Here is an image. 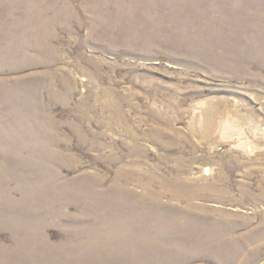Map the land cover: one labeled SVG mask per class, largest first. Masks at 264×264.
Wrapping results in <instances>:
<instances>
[{
    "label": "rangeland",
    "instance_id": "obj_1",
    "mask_svg": "<svg viewBox=\"0 0 264 264\" xmlns=\"http://www.w3.org/2000/svg\"><path fill=\"white\" fill-rule=\"evenodd\" d=\"M263 179L264 0H0V264H264Z\"/></svg>",
    "mask_w": 264,
    "mask_h": 264
},
{
    "label": "bare ground",
    "instance_id": "obj_2",
    "mask_svg": "<svg viewBox=\"0 0 264 264\" xmlns=\"http://www.w3.org/2000/svg\"><path fill=\"white\" fill-rule=\"evenodd\" d=\"M206 120H207V119H206ZM199 125H200V126L202 125V121L199 122ZM262 184H263V186H264V179H263V181H262ZM155 197L159 198V195H158V196H155ZM189 197H190V196H189ZM173 198L176 199V200H180V199H182V196H181L180 193H175V194H173ZM187 202H189V201L187 200ZM160 205H162V204L160 203ZM155 208H160V207H155ZM163 208H164V207H163Z\"/></svg>",
    "mask_w": 264,
    "mask_h": 264
}]
</instances>
